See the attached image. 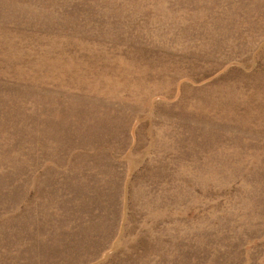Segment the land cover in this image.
I'll list each match as a JSON object with an SVG mask.
<instances>
[{"label":"rangeland","instance_id":"obj_1","mask_svg":"<svg viewBox=\"0 0 264 264\" xmlns=\"http://www.w3.org/2000/svg\"><path fill=\"white\" fill-rule=\"evenodd\" d=\"M0 264H264V0H0Z\"/></svg>","mask_w":264,"mask_h":264}]
</instances>
